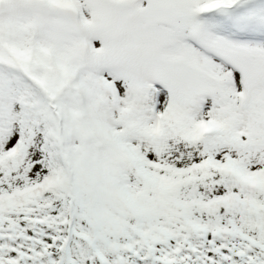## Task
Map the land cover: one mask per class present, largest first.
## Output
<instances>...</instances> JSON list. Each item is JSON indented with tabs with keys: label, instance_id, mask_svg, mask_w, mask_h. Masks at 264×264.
I'll use <instances>...</instances> for the list:
<instances>
[{
	"label": "snow or ice",
	"instance_id": "obj_1",
	"mask_svg": "<svg viewBox=\"0 0 264 264\" xmlns=\"http://www.w3.org/2000/svg\"><path fill=\"white\" fill-rule=\"evenodd\" d=\"M0 264H264V0H0Z\"/></svg>",
	"mask_w": 264,
	"mask_h": 264
}]
</instances>
